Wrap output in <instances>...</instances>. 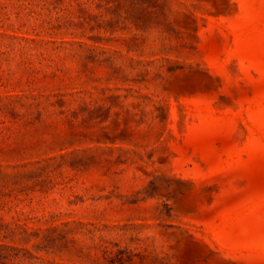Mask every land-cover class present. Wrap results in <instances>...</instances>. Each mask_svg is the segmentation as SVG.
Listing matches in <instances>:
<instances>
[{
  "label": "rangeland",
  "instance_id": "1",
  "mask_svg": "<svg viewBox=\"0 0 264 264\" xmlns=\"http://www.w3.org/2000/svg\"><path fill=\"white\" fill-rule=\"evenodd\" d=\"M0 264H264V0H0Z\"/></svg>",
  "mask_w": 264,
  "mask_h": 264
}]
</instances>
